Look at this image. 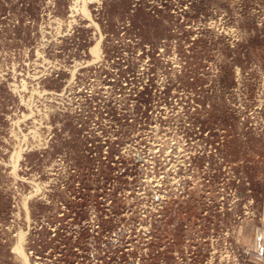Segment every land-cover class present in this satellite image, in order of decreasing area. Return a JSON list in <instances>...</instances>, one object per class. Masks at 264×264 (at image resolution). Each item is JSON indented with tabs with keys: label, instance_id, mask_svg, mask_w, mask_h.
<instances>
[{
	"label": "rangeland",
	"instance_id": "rangeland-1",
	"mask_svg": "<svg viewBox=\"0 0 264 264\" xmlns=\"http://www.w3.org/2000/svg\"><path fill=\"white\" fill-rule=\"evenodd\" d=\"M21 235L28 264H264V0H0V264Z\"/></svg>",
	"mask_w": 264,
	"mask_h": 264
},
{
	"label": "bare ground",
	"instance_id": "bare-ground-1",
	"mask_svg": "<svg viewBox=\"0 0 264 264\" xmlns=\"http://www.w3.org/2000/svg\"><path fill=\"white\" fill-rule=\"evenodd\" d=\"M85 1V0H84ZM87 9V8H86ZM91 14V13H90ZM97 25V24H96ZM100 41H97V43L91 48V52L93 53V56L95 58L99 57V51H100V46H99ZM91 47V46H90ZM103 55V54H102ZM102 57V56H101ZM101 60V59H100ZM99 63V62H98ZM20 156V155H19ZM27 209V208H26ZM22 235L19 236L16 245L14 246L13 250L16 251V253L19 254V256L22 258L25 264H28L29 261H27V257L24 254L23 251V246H22Z\"/></svg>",
	"mask_w": 264,
	"mask_h": 264
}]
</instances>
